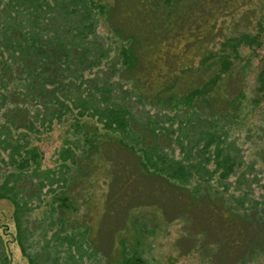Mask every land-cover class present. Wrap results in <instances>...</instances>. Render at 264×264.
Listing matches in <instances>:
<instances>
[{
  "label": "trees",
  "instance_id": "1",
  "mask_svg": "<svg viewBox=\"0 0 264 264\" xmlns=\"http://www.w3.org/2000/svg\"><path fill=\"white\" fill-rule=\"evenodd\" d=\"M7 71L16 72L18 83H5ZM34 82L39 87L27 85ZM0 100V106L16 110V128L25 126L19 120L26 118L33 130L32 100L40 103L35 113L43 116L40 126L52 116L67 120L70 134L58 149L70 154L65 166L72 171L57 177L60 206L74 197V188L63 189L70 183H95L102 188L98 222L113 198L107 187L115 176L123 192L134 193L132 185L140 186V199L131 201L124 224L115 230L116 264L178 261L182 254L176 239V252L157 246L168 234L162 204L172 197L209 222L216 235L209 245L213 251L242 247V258L233 264H250L264 253V206L255 200L244 205L247 190L233 194L217 186L226 190L231 174L237 182L247 179L234 169L242 158L226 139L211 145V131L195 141L188 119H177L184 114L214 121L236 118L261 105L264 0H0ZM138 104L148 108H142L146 115H139ZM150 108L155 111L149 113ZM26 144L25 139L23 152L10 157L9 174L31 163L39 166L40 149ZM115 147L134 163L113 164L106 152ZM145 182L153 186L149 197ZM249 229L254 234L246 237ZM179 231V236L187 232Z\"/></svg>",
  "mask_w": 264,
  "mask_h": 264
},
{
  "label": "rangeland",
  "instance_id": "2",
  "mask_svg": "<svg viewBox=\"0 0 264 264\" xmlns=\"http://www.w3.org/2000/svg\"><path fill=\"white\" fill-rule=\"evenodd\" d=\"M15 74L16 72L7 71L4 75L5 83L13 80L18 83L16 77L13 78ZM27 85L39 87L37 82ZM11 98L18 99L16 96ZM36 102L37 100L28 102L29 114L35 119L32 131L27 127L26 118L19 120V123L25 122V126L16 128L15 117L12 116L16 112L14 107L0 106V193L4 194L0 197V264H116V259L112 261L115 253H118L115 230L124 224L131 201L140 199L138 193L141 188L132 185L134 193L123 192L115 176L107 187V194L113 198L105 203V210L99 214L98 222L95 221V211L96 205L100 204L102 188L95 183L91 187L78 180L70 183L63 189L69 192L74 188L71 191L74 197L68 200L66 206H60L56 195L62 193L57 177L67 176L72 170L66 172L65 166L70 160V154L60 153L58 148L63 143L64 136L70 132L67 130V120H57L56 116L49 118L48 125L40 126L39 121L43 116L40 117L39 114L36 117V105L40 104ZM261 102L258 107L249 109L236 118L214 121L205 115L199 118L195 114L177 117L179 120L188 119V124L191 125L187 128L189 134L196 138L195 141L198 137L204 138L205 133L211 131L215 134L211 145L218 138L226 139L224 143L229 142L232 153L242 158V163L236 164L234 169L244 171L247 179L237 182L234 174H231L225 182L226 190L224 185L217 186L233 194H238L239 190L249 191V196L242 202L250 205L255 200L259 208L264 206V100ZM134 108L141 113L140 116L146 115L142 108L148 110L142 104ZM154 111V108L149 109V113ZM17 112L26 116L20 109ZM46 116L49 117L48 114ZM159 116L158 119L167 123L164 115ZM25 139L28 140L25 147L35 145L40 149V164L35 167L31 163L29 167L22 168L21 173L11 175L10 157L23 152L24 146L21 145ZM174 150L177 152V147ZM106 153L113 159V164L117 160L134 163L122 148L108 149ZM213 179L215 180L211 178L210 182L214 183ZM83 180L86 181L85 178ZM152 187L150 182L143 183L146 197H149ZM125 193H130V197H125ZM162 206L165 214L162 222L168 220V234L161 237L157 246L165 253L176 252L172 250L176 239L178 252L182 255L175 264H233L242 258V247L229 252L223 247L214 251L209 247L216 235L200 213L186 209L173 197ZM94 221L98 225L93 233L91 229ZM180 227L187 231L182 236H179ZM251 234L254 232L249 229L245 236L249 237ZM263 257L264 253L257 256L256 261L250 260V264H264ZM158 260L163 261V258L158 257Z\"/></svg>",
  "mask_w": 264,
  "mask_h": 264
}]
</instances>
